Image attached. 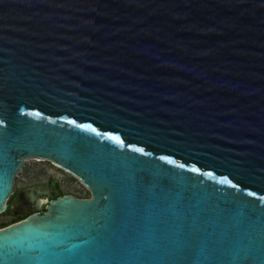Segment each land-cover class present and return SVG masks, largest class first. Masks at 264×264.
I'll list each match as a JSON object with an SVG mask.
<instances>
[{
	"label": "water",
	"instance_id": "water-1",
	"mask_svg": "<svg viewBox=\"0 0 264 264\" xmlns=\"http://www.w3.org/2000/svg\"><path fill=\"white\" fill-rule=\"evenodd\" d=\"M31 158L91 197L20 189L0 264H264V0H0V214Z\"/></svg>",
	"mask_w": 264,
	"mask_h": 264
},
{
	"label": "rangeland",
	"instance_id": "rangeland-1",
	"mask_svg": "<svg viewBox=\"0 0 264 264\" xmlns=\"http://www.w3.org/2000/svg\"><path fill=\"white\" fill-rule=\"evenodd\" d=\"M56 162L42 159H27L15 178L14 195L8 204L14 200L17 192L25 186L53 182L58 195H73L79 198L91 197L90 190L75 174L64 167L56 166ZM13 217L7 212L0 214V227L14 223Z\"/></svg>",
	"mask_w": 264,
	"mask_h": 264
},
{
	"label": "flooded vegetation",
	"instance_id": "flooded-vegetation-1",
	"mask_svg": "<svg viewBox=\"0 0 264 264\" xmlns=\"http://www.w3.org/2000/svg\"><path fill=\"white\" fill-rule=\"evenodd\" d=\"M43 185V187H44V191H46V192H49L51 195L53 194H55V196H57V194L59 193V191L56 189V187L54 186V183L53 182H48V183H44V184H42ZM25 187H27V186H25ZM14 199H15V197H14ZM18 204H21L19 201H15V200H13L12 202H11V204H8V209H11L15 214H9L8 212V214L10 215V216H12L13 217V219H14V221H18L20 218H22L23 217V214H24V212L27 210V209H25L24 207V209L22 208V210H17V206H18ZM20 206H22V205H20ZM5 226V225H4ZM1 227H3V226H1Z\"/></svg>",
	"mask_w": 264,
	"mask_h": 264
},
{
	"label": "bare ground",
	"instance_id": "bare-ground-1",
	"mask_svg": "<svg viewBox=\"0 0 264 264\" xmlns=\"http://www.w3.org/2000/svg\"><path fill=\"white\" fill-rule=\"evenodd\" d=\"M56 166H58V167H61V168H63L61 165H59V164H56ZM8 203V202H7ZM20 205H22V206H20ZM25 208V209H27L26 211H28L29 210V208H30V205L28 204V202H26L25 200H24V198H22V203L21 204H18V206L16 207L17 208V210H22V208ZM23 208V209H24Z\"/></svg>",
	"mask_w": 264,
	"mask_h": 264
},
{
	"label": "snow or ice",
	"instance_id": "snow-or-ice-1",
	"mask_svg": "<svg viewBox=\"0 0 264 264\" xmlns=\"http://www.w3.org/2000/svg\"><path fill=\"white\" fill-rule=\"evenodd\" d=\"M114 139H117L118 140V138H114ZM119 142V141H118Z\"/></svg>",
	"mask_w": 264,
	"mask_h": 264
}]
</instances>
